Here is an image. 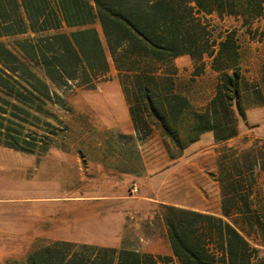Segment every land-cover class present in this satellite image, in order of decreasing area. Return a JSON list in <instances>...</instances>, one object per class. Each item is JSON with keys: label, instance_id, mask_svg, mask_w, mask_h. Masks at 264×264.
Returning <instances> with one entry per match:
<instances>
[{"label": "trees", "instance_id": "obj_1", "mask_svg": "<svg viewBox=\"0 0 264 264\" xmlns=\"http://www.w3.org/2000/svg\"><path fill=\"white\" fill-rule=\"evenodd\" d=\"M261 20L264 0H0V146L47 151L49 137L32 129L51 126L41 119L54 118L45 105H60L61 94L74 89H95L111 70L135 139L157 134L169 160L206 133L215 143L230 140L246 122L249 90L238 28L264 43L254 27ZM15 37L13 47L1 41ZM181 57L191 61V80L206 68L216 75L206 102L195 104L180 81ZM261 71L264 83V61ZM262 161L264 152H221L218 216L161 206L170 255L52 240L3 264H264L257 248L264 247V201L255 181Z\"/></svg>", "mask_w": 264, "mask_h": 264}, {"label": "rangeland", "instance_id": "obj_2", "mask_svg": "<svg viewBox=\"0 0 264 264\" xmlns=\"http://www.w3.org/2000/svg\"><path fill=\"white\" fill-rule=\"evenodd\" d=\"M254 27L264 33V20ZM238 30L240 67L249 90L242 100L246 122H239L230 140L215 143L206 133L180 158L169 160L157 134L143 142L135 139L111 70L95 89H74L61 94L60 105H45L54 118L41 119L51 126L39 122L32 129L49 137L47 151L27 154L0 146V264L52 240L170 255L162 205L220 207L216 177L221 152L231 148L253 157L264 152V43ZM20 38L1 41L13 47ZM175 65L195 104L211 98L214 73L206 68L191 80L189 58H178ZM255 181L264 201V168H255ZM257 248L264 257V247Z\"/></svg>", "mask_w": 264, "mask_h": 264}, {"label": "crops", "instance_id": "obj_3", "mask_svg": "<svg viewBox=\"0 0 264 264\" xmlns=\"http://www.w3.org/2000/svg\"><path fill=\"white\" fill-rule=\"evenodd\" d=\"M198 142L192 144L191 146H195ZM178 207H182V206H178ZM183 208H187V207H183ZM188 209L196 210V211H200V212H205V213H210V214H214V215H217V216L220 214V207H219L218 203H217V205H215V208L212 211H208V210H205V209H197V208H188Z\"/></svg>", "mask_w": 264, "mask_h": 264}, {"label": "built area", "instance_id": "obj_4", "mask_svg": "<svg viewBox=\"0 0 264 264\" xmlns=\"http://www.w3.org/2000/svg\"><path fill=\"white\" fill-rule=\"evenodd\" d=\"M131 192L135 193L136 192V188H132Z\"/></svg>", "mask_w": 264, "mask_h": 264}]
</instances>
